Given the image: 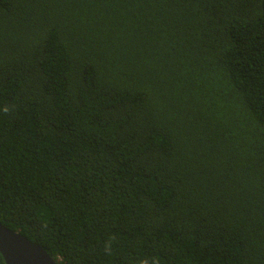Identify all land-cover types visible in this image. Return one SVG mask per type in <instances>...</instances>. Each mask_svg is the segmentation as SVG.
Instances as JSON below:
<instances>
[{
    "label": "trees",
    "instance_id": "obj_1",
    "mask_svg": "<svg viewBox=\"0 0 264 264\" xmlns=\"http://www.w3.org/2000/svg\"><path fill=\"white\" fill-rule=\"evenodd\" d=\"M0 222L58 264H264V0H0Z\"/></svg>",
    "mask_w": 264,
    "mask_h": 264
},
{
    "label": "water",
    "instance_id": "obj_2",
    "mask_svg": "<svg viewBox=\"0 0 264 264\" xmlns=\"http://www.w3.org/2000/svg\"><path fill=\"white\" fill-rule=\"evenodd\" d=\"M0 253L5 264H58L42 246L30 242L19 232L0 222Z\"/></svg>",
    "mask_w": 264,
    "mask_h": 264
}]
</instances>
